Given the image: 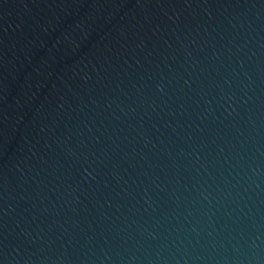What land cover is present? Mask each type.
<instances>
[{
    "label": "water",
    "instance_id": "water-1",
    "mask_svg": "<svg viewBox=\"0 0 264 264\" xmlns=\"http://www.w3.org/2000/svg\"><path fill=\"white\" fill-rule=\"evenodd\" d=\"M0 264H264V0H0Z\"/></svg>",
    "mask_w": 264,
    "mask_h": 264
}]
</instances>
